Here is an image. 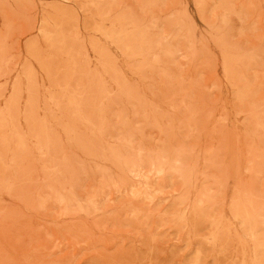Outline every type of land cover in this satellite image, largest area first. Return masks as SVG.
<instances>
[{"label": "rangeland", "instance_id": "1", "mask_svg": "<svg viewBox=\"0 0 264 264\" xmlns=\"http://www.w3.org/2000/svg\"><path fill=\"white\" fill-rule=\"evenodd\" d=\"M0 137V264H264V0H0Z\"/></svg>", "mask_w": 264, "mask_h": 264}, {"label": "bare ground", "instance_id": "2", "mask_svg": "<svg viewBox=\"0 0 264 264\" xmlns=\"http://www.w3.org/2000/svg\"><path fill=\"white\" fill-rule=\"evenodd\" d=\"M44 24V23H43ZM44 31V30H43ZM43 33H45V32H43ZM130 39V38H129ZM30 77V76H29ZM21 88V87H20ZM19 88V89H20ZM14 89V88H13ZM29 90H30V88H29ZM17 91V90H16ZM15 91V92H16ZM30 91H32V90H30ZM34 91H35V89H34ZM32 94V93H31ZM14 95V94H13ZM16 95V94H15ZM37 95V94H36ZM30 96V95H29ZM14 101H16V99L14 100ZM30 101H31V98H30ZM8 105H9V103H8ZM9 108H11L10 107V105H9ZM30 117V116H29ZM37 126H39V125H37ZM35 128V127H34ZM1 138V137H0ZM251 156H253L252 155V153H251ZM158 168H160L159 166H158ZM251 172H252V170H251ZM156 173V172H155ZM159 174V173H158ZM145 179V178H144ZM243 187V186H242ZM244 193V192H243ZM239 194V193H238ZM245 194V193H244ZM250 195V194H249ZM245 198H243V199H245L244 201H242V202H240L238 205L236 204L235 206H238V208H240V209H242L243 211H245V214H246V218H251V220H253L254 219V216H256L257 214H258V208H257V206L256 205H254V203H252L251 201H250V198L249 197H246V194L245 195H243ZM237 198H238V195H237ZM256 199V198H255ZM235 200V199H234ZM233 200V201H234ZM239 200V199H238ZM237 200V201H238ZM199 202V201H198ZM234 204V203H233ZM261 206H263V205H261ZM257 209H256V208ZM264 207V206H263ZM237 208V207H236ZM241 212V211H240ZM244 213V212H243ZM241 214V213H240ZM244 214V215H245ZM241 216V215H240ZM252 216H253V219H252ZM244 218V217H243ZM241 219V218H240ZM250 221V220H249ZM248 222V221H247ZM249 223V222H248ZM216 229V228H215ZM252 232V231H251ZM253 234V233H252ZM213 239V238H212ZM257 240V239H256ZM264 242V241H263Z\"/></svg>", "mask_w": 264, "mask_h": 264}]
</instances>
